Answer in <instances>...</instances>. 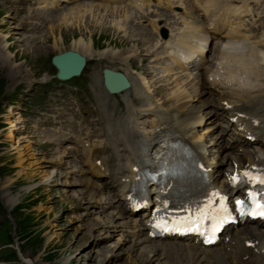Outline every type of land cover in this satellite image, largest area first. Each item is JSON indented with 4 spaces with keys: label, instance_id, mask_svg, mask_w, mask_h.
<instances>
[{
    "label": "rangeland",
    "instance_id": "374dc122",
    "mask_svg": "<svg viewBox=\"0 0 264 264\" xmlns=\"http://www.w3.org/2000/svg\"><path fill=\"white\" fill-rule=\"evenodd\" d=\"M2 8L0 6L4 12ZM1 10L0 15L3 13ZM82 26L84 25L72 29L63 28V30L62 27L57 29L55 26L53 29H56L48 30L46 37L40 43L49 44L57 49L68 48L74 39L81 36L85 41H91L92 47L95 44V49L105 47L103 51L113 48L114 44L138 43L124 38L123 31L120 34L110 28H97L91 22L89 25L85 24L83 33L79 35L78 30ZM94 29L98 32L92 34ZM18 41L22 40L18 38ZM28 50L24 48L23 42L11 43L9 51L14 65L12 68H15V71L5 67L0 68V89L2 85L4 87L9 85L4 84L5 81L12 82L11 78L20 76L17 73L18 69L24 72L26 66H29ZM15 121L17 120L9 119L8 125L0 123V142L3 147L0 152V255L6 258L7 264H122L125 262L126 258L122 254L104 255V251L107 250L111 253L119 251L125 253L127 248L122 251L124 247L122 249L116 247L117 235L92 250L91 244H88L91 234H87L83 230L85 225L73 220L74 217L59 214L63 209L61 205L64 204L58 199L59 197H55L53 191L32 190L25 186L30 182V177L31 180H36L45 173V170L39 164L41 158L30 150V142L22 135L13 132ZM10 144L22 150L24 160L15 162L12 153L14 148L10 147ZM9 149L6 155L5 152ZM15 165H19L18 168ZM83 218L85 215H80V219ZM99 248H103L101 254Z\"/></svg>",
    "mask_w": 264,
    "mask_h": 264
},
{
    "label": "bare ground",
    "instance_id": "6f19581e",
    "mask_svg": "<svg viewBox=\"0 0 264 264\" xmlns=\"http://www.w3.org/2000/svg\"><path fill=\"white\" fill-rule=\"evenodd\" d=\"M170 1L171 0H166L167 3H170ZM206 2H207V0H205L204 3H201V7H204ZM213 4L215 5V3H213ZM204 10L207 11V9H204ZM106 13H107L106 12V8L100 9L99 6H98V8L95 9L93 7V5H91V4L90 5H88V4L84 5V3H80L77 6L71 7L66 12H61V13H57L56 14V22H57L56 28L60 29L62 27V30H63V28L68 29V27H71L70 29H72L73 27L76 28L77 26L79 27L80 25H84V26L80 27L79 30H78V31H80L79 35H81V33H83V28L85 27V24L88 23V25H89V22H91V23L95 24L94 27H97V28L99 27L101 29L110 28V29H113V30L119 32L120 34H122V31H125L126 28H124L122 26H119V25L116 26V27H108L109 23L105 24V21L108 20V19L111 21L110 24H112V25L116 24V22H119L115 18L114 19L109 18ZM191 13H192V11H190L188 14H191ZM125 18H126V16H125ZM185 24H187V22ZM260 28H264V22H261L259 24V29ZM55 29L52 28V25L48 26V30H50V31H53ZM97 32L98 31L94 29L92 34H95ZM51 33H53V32H51ZM6 36H8V34ZM18 38H20V37H18ZM141 39H145V37L141 36L139 38V40H141ZM129 40L132 41V38L130 37ZM137 42L139 43L140 41H137ZM6 45H7V43H6ZM71 47L74 48V49L76 48V49L85 51V52H96V51L92 50L91 41H85L81 36L77 37L76 39H74L72 41ZM99 54H102V52H99ZM254 57H255V59H252L251 61H249L247 63L246 72H248V73L247 74L245 73L246 74V82L245 83L248 86L252 85L251 84V79H250L251 74H254V73L259 71V68H258V65H257L259 63V58L256 55H254L253 58ZM238 61L240 62V68H241L243 65H242L240 60H238ZM6 66H7L6 67L7 69H9L11 71H15V68H12L14 66L13 64H8L6 62ZM130 78L133 80V77H130ZM11 80L12 81L16 80V78L15 79L11 78ZM261 85H260V87L258 89H252V88H254V86H253L252 88H248L247 90L250 93H254L255 92V95H257L259 92H264V89L261 87ZM129 91H127V92H129ZM246 97L254 98V96L252 94H247ZM146 100H147V103H149V100H152V99H151L150 96H148V97H146ZM12 125L13 124H11V126ZM235 157H237V156H235ZM239 158H242V157H239ZM18 174H20V173H18ZM80 184H83V183L81 182ZM121 187L122 188H126V182H122L121 183ZM112 219H114V217H112ZM83 220H84V218H83ZM89 221H91V220H89ZM93 222L96 223V220H94ZM93 222H87L86 226L94 225ZM101 223H102V221H101ZM79 228H83V227L79 226ZM94 231H95L94 227L93 228L91 227V228H89L87 230V233H91V232H94ZM260 236H261V234H260ZM138 248H144V246L142 247V245H140V244L133 243V246L131 245L130 247H127V249L125 250V253L124 252H120V251L111 253V251L107 250V251H104V255L106 256L107 254H113V255L122 254L126 258V261L123 262L122 264H149L150 261L156 260L155 255L153 254V252L150 249L147 248L145 251H139L140 249H138ZM187 251L192 257H194L196 255V253L198 252L197 248L193 244H189L188 245ZM27 262H28V260H27ZM175 264H190V263L189 262L185 263V262H182V261H178V263H175ZM249 264H264V260L263 259H254V260H251Z\"/></svg>",
    "mask_w": 264,
    "mask_h": 264
},
{
    "label": "water",
    "instance_id": "95a60500",
    "mask_svg": "<svg viewBox=\"0 0 264 264\" xmlns=\"http://www.w3.org/2000/svg\"><path fill=\"white\" fill-rule=\"evenodd\" d=\"M59 63L61 65V67L63 68V70H66V67H71V69L69 70L70 72L67 73V75L70 74H77L83 64V62L81 61V59L74 54H66L62 57L58 58ZM69 63L71 66H69Z\"/></svg>",
    "mask_w": 264,
    "mask_h": 264
},
{
    "label": "snow or ice",
    "instance_id": "6c2138e0",
    "mask_svg": "<svg viewBox=\"0 0 264 264\" xmlns=\"http://www.w3.org/2000/svg\"><path fill=\"white\" fill-rule=\"evenodd\" d=\"M245 175H247V173H245ZM232 180L235 181L236 180V177L233 176L232 177ZM261 183H264V179L261 180ZM236 203H237V205H243V201H240V200H237ZM260 207H261L262 210L258 214L264 216V205H261ZM156 226L157 227H161V225H159V224L156 225Z\"/></svg>",
    "mask_w": 264,
    "mask_h": 264
}]
</instances>
